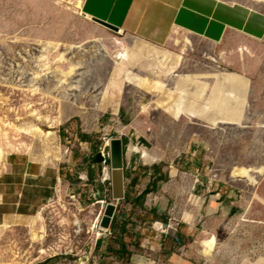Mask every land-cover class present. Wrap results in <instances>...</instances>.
<instances>
[{
	"label": "rangeland",
	"instance_id": "rangeland-1",
	"mask_svg": "<svg viewBox=\"0 0 264 264\" xmlns=\"http://www.w3.org/2000/svg\"><path fill=\"white\" fill-rule=\"evenodd\" d=\"M73 12L69 0H0V263L50 264L71 247L93 248L96 220L111 202L106 143L119 138L125 151L132 142L148 152L143 160L129 151L137 164L179 168L172 182L157 187L150 176L127 178V198L147 192L143 210L125 201L116 213L120 225L140 234L124 236L134 262L177 264L162 254L160 244L170 247L171 240L162 242L157 231L170 218L171 228L192 235L174 252L179 264H264V173L254 174L255 184L231 178L234 168H264V49H250L229 66L216 44L181 31L192 45L174 76L130 69L113 101L117 112L111 105L100 111L113 69L103 46L112 53L114 37L127 47L141 40ZM164 46L180 51L172 41ZM58 53L77 66L74 75L55 72L68 66L54 63ZM154 86L160 91L152 93ZM46 132L52 134L41 136ZM98 153L105 161L94 164ZM36 212L44 232L34 226L42 237L35 242ZM77 220L80 237L73 232ZM212 237L216 250L204 254L202 242ZM123 242L105 235L95 252L116 257Z\"/></svg>",
	"mask_w": 264,
	"mask_h": 264
},
{
	"label": "crops",
	"instance_id": "crops-1",
	"mask_svg": "<svg viewBox=\"0 0 264 264\" xmlns=\"http://www.w3.org/2000/svg\"><path fill=\"white\" fill-rule=\"evenodd\" d=\"M254 2L264 3V0H82L81 10L89 18L96 17L104 20L117 26L124 33L156 45L170 43L171 35L176 29L183 31L193 37L216 44L219 49L217 57L229 66H238L240 60L244 59L238 53L239 46L246 45L250 49H264V10L258 8ZM122 145L126 187L129 177L150 176L153 187H157L159 182H172L175 179L174 176L179 175V168L174 169L161 165L148 169L137 164L134 155H128L129 152L125 151V146H127L125 140H122ZM177 157L179 156L172 161H176ZM176 162L179 166V160ZM138 199V196L128 198L122 203L128 201L133 210L138 207L143 210L142 206H136ZM116 213L114 219L119 221ZM156 213L158 215V212ZM168 219L170 218H165V223L157 224L167 225ZM189 230L193 231L190 228ZM185 231L179 227V229L171 228L165 235L159 233L162 242L167 239L171 240L170 247L167 243L160 244L163 247L162 254H170L169 258L177 264H179V256L174 252L184 247L185 240L192 236L190 231ZM170 233L172 234L168 238ZM112 234L118 240L124 241L116 254L125 260L132 258L131 263H123L121 259H118L120 264L136 263L133 261L136 255L130 248L134 246L126 244L124 236L129 234L138 238L140 234L137 231L134 233L126 231L124 235H121L120 231H113ZM148 243L153 244V242ZM185 264L192 263L185 262Z\"/></svg>",
	"mask_w": 264,
	"mask_h": 264
},
{
	"label": "bare ground",
	"instance_id": "bare-ground-1",
	"mask_svg": "<svg viewBox=\"0 0 264 264\" xmlns=\"http://www.w3.org/2000/svg\"><path fill=\"white\" fill-rule=\"evenodd\" d=\"M69 2L73 5L74 15L78 14V15H82L84 18L90 19L81 10L82 0H69ZM122 32L123 31L119 29L117 34H121ZM180 35L181 32L176 29L170 38V41L180 46V51L178 52L172 51L167 46L156 45L145 40H141V42L135 43V45L132 47H127L120 38H116V37L112 39L113 48L115 49L112 53H110V51L106 46H103L105 53L110 55L112 59L113 69H112L111 78L108 81L109 83L107 84L104 94L101 95V100L98 103L99 110L103 111L105 107L111 105L112 108L114 109V112L115 113L117 112V105L114 106L113 101L115 97L121 92L124 76L126 75L127 71L130 69L139 68L142 70H147L152 74L156 75L157 78H163L165 80L174 76L182 66V63L184 61V55L186 54V50L192 45V40L190 39V37L184 36L181 39ZM57 48L58 45H55L54 50H57ZM238 53L242 55V57H244L245 53L253 54L250 48L246 45L239 46ZM55 58L56 60L54 61V63L56 64H61V65H64L66 63L68 64V66L66 67V71L58 70L55 71L56 73L63 75L65 78L75 74L77 70L76 69L77 66L70 63L66 59V56L63 53L60 54L58 53ZM45 67H48V65ZM212 67L216 68L217 66L213 65ZM232 76H236V74H230V77L234 78ZM62 82L66 83V80L63 79ZM153 89L154 90L152 91V93L160 91V87L158 86H154ZM155 101H159V99H155ZM142 109L145 112L147 107L144 106L142 107ZM56 122H59V120H57ZM33 130L40 132V130L38 129H33ZM21 132L30 134L32 130L30 131L23 130ZM51 134L52 133L50 132H46V133H42L41 136L49 137ZM108 143L109 140L106 143L107 146ZM132 150H134L136 153L140 152L142 154L143 160L146 158H150L148 152L142 149H138V147H133ZM53 155H56V153H53ZM263 173H264V168L258 170L256 168L249 169L244 167H238V168H234L231 178H244L248 180V182L255 184L257 180L254 174H263ZM107 176L109 177L108 173ZM45 202H47V199L45 200ZM42 220L43 219L41 216V212H36L35 215L31 218L30 229H31L32 240L35 242L42 239V237H39L37 235V233L34 230V226H36V224L39 223L40 232L43 233L44 226L42 225ZM202 246L205 249L204 254L207 255L213 254L217 247L216 237H212L208 240H204L202 242ZM0 264H8V263H0Z\"/></svg>",
	"mask_w": 264,
	"mask_h": 264
},
{
	"label": "water",
	"instance_id": "water-1",
	"mask_svg": "<svg viewBox=\"0 0 264 264\" xmlns=\"http://www.w3.org/2000/svg\"><path fill=\"white\" fill-rule=\"evenodd\" d=\"M90 20L111 31H119V28L117 26L112 25L104 20L98 19L96 17H90ZM107 147V159L110 167V188L112 202L107 204V206L105 207L100 222V227L105 230H109L111 228V224L116 213L115 203L119 201H124L126 198L125 173L123 169L124 153L122 140L119 138L111 139ZM94 160L95 163H101L105 161L104 156L99 153L95 156Z\"/></svg>",
	"mask_w": 264,
	"mask_h": 264
},
{
	"label": "built area",
	"instance_id": "built-area-1",
	"mask_svg": "<svg viewBox=\"0 0 264 264\" xmlns=\"http://www.w3.org/2000/svg\"><path fill=\"white\" fill-rule=\"evenodd\" d=\"M133 147H135V145H134V143L131 142V144L128 147L127 152L130 151V152L134 153V150H132ZM136 147H139V143L136 144ZM136 155H140L141 159H143L142 154L140 152H138ZM109 180H110V177H109ZM120 202H122V201L115 203L116 209H117L118 204H120ZM102 216H103V214H101L96 220V225H95V229H96L95 236L96 237H95V242H94L93 248H91L88 251L82 250V249H78V251H77V248L74 249L71 247L68 252L65 251L64 253L59 254L63 257L61 260H54V261L50 262V264H120L118 258H116L114 256H110V255L107 256L106 254H98L95 252V246H96L97 242L101 241V239L105 235H109V236L112 235L111 229L105 230V229L100 227V222H101ZM74 227H75V229L73 231L74 235L76 237H80L83 233V229H82L81 224L78 220L74 223ZM169 230H171V226L169 224H167V225L161 224L160 227H158L157 231H159L162 234H165ZM57 254L58 253H56L53 256H57ZM134 264H136V263H134Z\"/></svg>",
	"mask_w": 264,
	"mask_h": 264
},
{
	"label": "trees",
	"instance_id": "trees-1",
	"mask_svg": "<svg viewBox=\"0 0 264 264\" xmlns=\"http://www.w3.org/2000/svg\"><path fill=\"white\" fill-rule=\"evenodd\" d=\"M81 137H82V139H83L84 142L90 141V137L88 135H83ZM94 159H95V157L93 158L92 161L95 164V160ZM146 195H147V192L144 193L142 197H139V199L136 202L137 203L136 206H143L144 199H145ZM125 199H128V198L126 197ZM110 229H111L112 232L113 231H120L121 235H124L126 233V231H127L126 230L127 229V222H124L123 224L120 225V222L118 220L114 219L112 221V224H111V228ZM118 257H120V255Z\"/></svg>",
	"mask_w": 264,
	"mask_h": 264
}]
</instances>
